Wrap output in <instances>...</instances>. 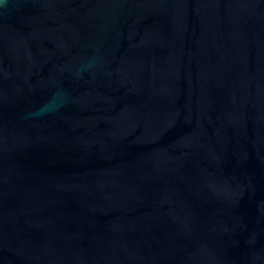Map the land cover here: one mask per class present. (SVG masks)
Returning a JSON list of instances; mask_svg holds the SVG:
<instances>
[{
	"label": "water",
	"instance_id": "95a60500",
	"mask_svg": "<svg viewBox=\"0 0 264 264\" xmlns=\"http://www.w3.org/2000/svg\"><path fill=\"white\" fill-rule=\"evenodd\" d=\"M0 264H264V0H0Z\"/></svg>",
	"mask_w": 264,
	"mask_h": 264
}]
</instances>
